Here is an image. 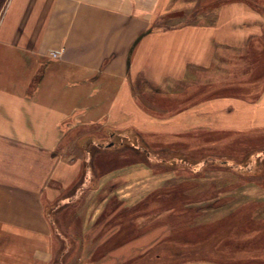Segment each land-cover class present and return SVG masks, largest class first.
<instances>
[{"label": "crops", "instance_id": "0c3cea01", "mask_svg": "<svg viewBox=\"0 0 264 264\" xmlns=\"http://www.w3.org/2000/svg\"><path fill=\"white\" fill-rule=\"evenodd\" d=\"M160 1L5 3L0 14V264H67L69 259L56 257L53 235L58 218L49 214L48 206L67 203L64 191L80 181L86 167L84 157L69 159V155L84 139H94L95 133L110 132L112 137L118 129L131 134L134 129L143 136L173 137L242 128L230 124L238 122L264 126L256 123L264 120V95L250 101L229 94L182 112H168L167 120L138 106L140 91L180 104V93L169 92L170 86L195 88L198 75L210 73L218 57L231 71L215 87L253 90L245 85L247 77L234 74L248 68L250 53L264 52V21L242 4L218 9L219 14L238 5L245 9L227 18L218 15L220 29L190 22L185 29L167 32L154 28ZM245 105L251 107L248 113ZM151 158L148 153L153 162ZM78 215L84 217L83 212ZM253 248L257 251L237 249L219 258H178L157 264H264V245L253 243ZM116 251L100 259L84 253L73 262L135 261L134 250Z\"/></svg>", "mask_w": 264, "mask_h": 264}, {"label": "rangeland", "instance_id": "374dc122", "mask_svg": "<svg viewBox=\"0 0 264 264\" xmlns=\"http://www.w3.org/2000/svg\"><path fill=\"white\" fill-rule=\"evenodd\" d=\"M6 2L0 0V14ZM237 4L264 21V0H161L154 28L171 32L187 28L190 22L218 28V15L227 18L245 10L238 5L219 14L218 9ZM250 56L248 68L242 67L234 76L247 77L245 85L254 86L253 90L215 87L231 71L229 67L226 72L218 57L210 73L198 75L195 88L170 86L169 92L180 93V104L156 98L151 91L144 95L140 91L136 102L146 114L166 119L168 112H182L229 94L257 100L264 95V52ZM245 108L248 113L251 107ZM230 124L242 128L173 137L151 134L143 140L135 139L134 129L132 134L118 129L116 136L100 132L94 139H84L69 155V159L84 157L80 181L64 191L67 203L48 206L49 214L58 218L53 235L56 257L75 264L84 253L100 259L114 250L132 249L131 264H157L178 258H219L237 249L257 251L253 243L264 245V126ZM122 140L143 144L154 161L135 154L131 147L121 149ZM112 141L116 142L113 149L98 146L107 148Z\"/></svg>", "mask_w": 264, "mask_h": 264}, {"label": "trees", "instance_id": "16d2710c", "mask_svg": "<svg viewBox=\"0 0 264 264\" xmlns=\"http://www.w3.org/2000/svg\"><path fill=\"white\" fill-rule=\"evenodd\" d=\"M134 136H135V139L137 140V139H142L143 140V135H141V133L140 132H137V131H134ZM121 143H122V145L121 146H123L121 149H125V148H130L131 147V150L135 153V154H138V155H143V156H145L146 158H147V155H148V153H150V155H151V157H152V152H151V150L150 149H148L146 146H144L143 144H139V143H137V141L135 142V143H129L127 140H122L121 141ZM143 143V142H142ZM115 144L116 143H114V145H113V147L112 148H110V149H113L114 147H115ZM124 145H127V146H124ZM130 145V146H129ZM134 148V149H133ZM106 150H110V149H108V146H107V148H105Z\"/></svg>", "mask_w": 264, "mask_h": 264}]
</instances>
